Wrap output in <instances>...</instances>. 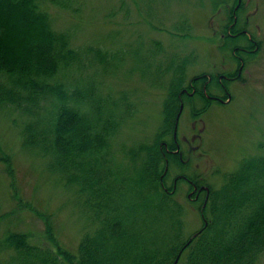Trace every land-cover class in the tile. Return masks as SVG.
<instances>
[{
  "label": "trees",
  "instance_id": "16d2710c",
  "mask_svg": "<svg viewBox=\"0 0 264 264\" xmlns=\"http://www.w3.org/2000/svg\"><path fill=\"white\" fill-rule=\"evenodd\" d=\"M86 1L0 0V108L16 113L12 123L20 128L21 146L44 158L46 170L81 198L77 206L90 226L75 252L61 246L50 227L53 246L7 231L0 248L9 254L0 256V264H178L184 255L187 264H255L264 252V141L259 153L223 175L218 188L209 185L202 226L191 234L185 230L178 181L199 187L209 181L188 171L176 153H165V143H175L179 94L194 61V52L183 55L185 43H178L192 38V24L183 19L169 31L178 44L153 40L146 51L143 45L132 51L142 57L124 45L80 46L74 30L54 25L51 8L74 14ZM233 1L214 0L220 6ZM127 54L134 69L137 61L144 64L146 80L171 78L164 119L153 137L117 149L116 137L137 108L107 78L130 70ZM11 155L0 145V164L10 170Z\"/></svg>",
  "mask_w": 264,
  "mask_h": 264
},
{
  "label": "rangeland",
  "instance_id": "374dc122",
  "mask_svg": "<svg viewBox=\"0 0 264 264\" xmlns=\"http://www.w3.org/2000/svg\"><path fill=\"white\" fill-rule=\"evenodd\" d=\"M139 4H138V3ZM87 0L81 10L71 14L51 8L54 25L59 29L75 31V44H100L107 47L124 45L125 51L142 57L141 51L133 50L143 45V51L153 47L152 41L161 40L165 46L185 43L184 54L193 51L194 61L190 63L186 83L197 76H212L217 81H208V88L214 90L220 84L219 75L236 76L241 64L236 54L246 59L241 76L234 80L223 79L231 96L222 101L197 102L196 108L190 98L181 112L179 127L174 133L175 143H165V153L178 155L176 138L180 151L188 161V171L198 172L211 185L218 188L223 175L236 169L239 161L251 154L259 153V144L264 141V0H243L238 12L244 29L251 33L239 38H223L226 25L237 3L215 4L214 0ZM121 3L124 7L121 8ZM183 19L192 24V38L183 42L173 38L169 31ZM225 26V27H224ZM164 28L166 30H162ZM232 32H235L232 30ZM234 42H233V41ZM246 46L254 53H241L232 45ZM258 46V47H257ZM125 73L107 78V84L117 93L127 91L137 111L120 131L115 146L120 149L124 143L152 138L164 119V104L168 96L167 83L171 75L155 84L142 77L144 67L127 54ZM160 58V57H159ZM208 77L199 80L202 84ZM195 82V80H194ZM216 82V83H215ZM213 84H215L213 86ZM222 94L220 89L214 90ZM228 97V98H227ZM203 107V108H202ZM199 114L193 116L195 110ZM14 111L0 108V145L12 155V166L0 164V240L7 231L29 233L33 242L53 246L46 231H53L58 243L73 252L77 251L84 232L90 229L77 204L81 202L71 186H65L61 179L46 170L45 159L34 155L21 146L20 128L12 120ZM21 120L19 119V125ZM169 136L168 139H171ZM177 150V152H176ZM178 181V197L186 206V232L198 230L203 222L202 206L208 194L202 192L199 199L192 194L193 185ZM176 187V184H175ZM180 190V191H179ZM78 202V203H77ZM206 220H208L206 218ZM0 248V256L4 258ZM178 264H187L186 256ZM255 264H264V252Z\"/></svg>",
  "mask_w": 264,
  "mask_h": 264
},
{
  "label": "flooded vegetation",
  "instance_id": "af4514ba",
  "mask_svg": "<svg viewBox=\"0 0 264 264\" xmlns=\"http://www.w3.org/2000/svg\"><path fill=\"white\" fill-rule=\"evenodd\" d=\"M242 2H243V0H238V4L232 10L231 16H233V22L232 23H229L228 26H226V30L228 29V31H227V34H223L222 35L223 38H228V37L238 38L239 37L238 35H241L242 33L244 35L245 34H248V35L250 34L251 35V33H249L248 30L244 29V26H245V24L248 23V20L247 21L246 20L245 21L240 20L241 21V24L239 25V27L237 25V24L240 23L239 22V18H240L239 16L240 15H239L238 12H239V6H240V4ZM236 25H237V30H239V31L232 32L233 27L236 26ZM250 35H249V37H250L249 40H251L254 43H256L253 40V38H251ZM233 48L236 49V50H240V52L243 53V54H245V53L252 54L256 50V48H255V50H253V49H250L249 47H246V46H243V45L242 46L236 45ZM243 56L244 55H241L239 53L236 54V60L241 64L240 70H238L239 72H238V74L236 76H230V75L228 76V75H221V74L218 76L219 77V80L221 82H220V84H217L216 87H214V90L220 89V91H222V94H217V92H215L213 89L211 90V88H208V85H209L208 81L211 84H212V81H217V79L214 78V76H213L215 74H213L212 76L206 75V77H208V79H207V81L205 83H203V85L200 84V83H196L193 80V81H191V84H190V87L189 88L188 87H183L182 88V91L179 94V98L181 100V104H182L183 108L185 106V103H184V100L182 98V94H185L186 96L190 97V99L194 103L193 108H196L195 106H196L197 102L198 103L199 102H203L204 103L206 100H208V101H210V100L211 101H222V99H225V97H223V96H225V95H228V97L231 96L230 93H229V91H228V88H227L226 84H224L222 82V80L223 79H226V80H231L232 81L234 79L239 78V76H241L242 67L244 66V64L246 62V59ZM216 75H218V74H216ZM214 85L215 84H213V86ZM198 114H199V109L197 108V111L195 110L193 116L196 117V115H198ZM176 146H177V150L179 151V152H177V150H176V152L178 153V155L180 157V160L182 162H184V163H188V161H186L184 159V152L183 151H180L181 149H180V143L178 141V138H176ZM175 181L177 182V179H175ZM205 186H207V185L203 184V185H201L199 187V185H197L196 183L193 184L192 194L193 193H196V199H199L201 193L202 192H205L207 190L206 188H203ZM206 193L208 194L207 191H206ZM206 199H207V197H206Z\"/></svg>",
  "mask_w": 264,
  "mask_h": 264
},
{
  "label": "water",
  "instance_id": "95a60500",
  "mask_svg": "<svg viewBox=\"0 0 264 264\" xmlns=\"http://www.w3.org/2000/svg\"><path fill=\"white\" fill-rule=\"evenodd\" d=\"M178 261V260H177ZM177 261L175 262V264L177 263Z\"/></svg>",
  "mask_w": 264,
  "mask_h": 264
}]
</instances>
